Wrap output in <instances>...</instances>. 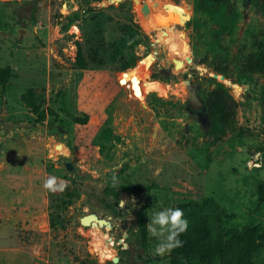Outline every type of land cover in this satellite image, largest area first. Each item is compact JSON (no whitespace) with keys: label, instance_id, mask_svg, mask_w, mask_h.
<instances>
[{"label":"rangeland","instance_id":"374dc122","mask_svg":"<svg viewBox=\"0 0 264 264\" xmlns=\"http://www.w3.org/2000/svg\"><path fill=\"white\" fill-rule=\"evenodd\" d=\"M231 1L238 18L220 51L241 61L264 46V5ZM199 23H207L200 33ZM212 28L194 0H0V68L13 74L0 88V264H171V253L153 254L154 237L140 238V216L148 223L153 211L205 198L233 216L229 230L264 227V75L226 78L240 91L215 79L202 63L215 59ZM173 44L191 49L176 71L166 65ZM147 54L156 62L142 78ZM209 79L239 103L234 129L219 140L207 133V112L193 108ZM29 89L42 95L41 116L22 102ZM86 115L87 124L76 122ZM49 176L63 188H44ZM93 213L112 227L83 226ZM254 262L264 264V247Z\"/></svg>","mask_w":264,"mask_h":264},{"label":"trees","instance_id":"16d2710c","mask_svg":"<svg viewBox=\"0 0 264 264\" xmlns=\"http://www.w3.org/2000/svg\"><path fill=\"white\" fill-rule=\"evenodd\" d=\"M264 2V0H262ZM196 11L213 24L212 39L209 42V52L215 55L212 62L202 63L212 67L217 74L224 75L235 83H242L254 74L264 75V46L256 53H250L241 61L238 58L225 56L220 49L225 36L230 34L237 21V10L231 0H194ZM207 23H199L196 31L200 33ZM128 33L133 29L126 27ZM140 37L141 33L136 32ZM78 69L88 67L81 43H77ZM238 69V75L232 73ZM9 68H0V88L5 89L11 78ZM212 88L204 89L201 97L205 103L207 117L210 121L208 134L217 140L234 129L239 103L235 100L230 89L213 79H209ZM23 104L34 115L41 116L42 95L29 89L22 96ZM77 123L85 125L89 121L88 115L75 119ZM123 191L139 192L141 189L123 187ZM258 207L264 204V183L257 188ZM183 209L189 221L186 233L182 234L183 247L172 250L171 264H255V255L264 247V227L258 225L245 230L227 229L225 221L233 218L212 198H205L200 203H183L178 205ZM146 216H140V238L146 240Z\"/></svg>","mask_w":264,"mask_h":264},{"label":"clouds","instance_id":"9594fccd","mask_svg":"<svg viewBox=\"0 0 264 264\" xmlns=\"http://www.w3.org/2000/svg\"><path fill=\"white\" fill-rule=\"evenodd\" d=\"M43 186L52 191L63 188L62 183L57 184L55 176H49ZM127 203L128 201L123 199L119 201L121 208H124ZM188 227L189 221L180 207H163L153 211L146 224L148 234L156 241L153 254L163 257L170 254L172 250L183 247L184 241L181 237L187 232Z\"/></svg>","mask_w":264,"mask_h":264},{"label":"bare ground","instance_id":"6f19581e","mask_svg":"<svg viewBox=\"0 0 264 264\" xmlns=\"http://www.w3.org/2000/svg\"><path fill=\"white\" fill-rule=\"evenodd\" d=\"M163 36L166 39V34L165 35L162 34V37ZM170 49L173 52V57L171 58L172 62L171 61L166 62V65L168 64L167 67L170 68V66L172 65V63H176L175 64V66H176L175 67V71H176L177 69L183 68L185 66V63H190L191 62V49H190V46L189 45L173 44V45H171V48ZM174 60H176V61H174ZM155 62H156L155 55L154 54H147L143 58V60H141L140 62H138V68H139L138 72H139V75H141L142 78H146L147 77L146 72L148 70H150V67ZM226 83L227 84H230L231 86H233L237 91H240V86L239 85L232 84L229 81H227Z\"/></svg>","mask_w":264,"mask_h":264},{"label":"water","instance_id":"95a60500","mask_svg":"<svg viewBox=\"0 0 264 264\" xmlns=\"http://www.w3.org/2000/svg\"><path fill=\"white\" fill-rule=\"evenodd\" d=\"M251 2H252V0H247V2L244 4V6L246 8H248L250 6ZM159 69L161 71H164L165 70V68H163V67H160ZM212 76L215 79L220 80L221 82H227L228 81L224 75H219L217 73H213ZM193 108H194V110H198V111H206L205 103L202 100H196L195 103L193 104ZM186 130H187V128H186ZM63 146L64 145H59L58 146V149H61ZM65 154L70 159H74V155L71 152V149L70 148L65 147ZM65 167L71 173V175L74 174V170H73L74 168H73V165L71 163H66ZM93 222H96L101 228H105L106 226L112 227L111 221L106 220V219H103V218H100L96 213L89 214L87 216H84L81 219V223L85 227L90 226ZM119 262H120V258L119 257H114L113 258V263H119Z\"/></svg>","mask_w":264,"mask_h":264},{"label":"crops","instance_id":"0c3cea01","mask_svg":"<svg viewBox=\"0 0 264 264\" xmlns=\"http://www.w3.org/2000/svg\"><path fill=\"white\" fill-rule=\"evenodd\" d=\"M12 250H13V252L14 253H19L20 255H16V257H25L26 256V258H27V255H26V253H24V251H22V250H20L19 248H11V252H12ZM17 261V260H16ZM15 264H27L26 262L24 263L22 260H21V262H16ZM28 264H31V263H29V261H28Z\"/></svg>","mask_w":264,"mask_h":264},{"label":"flooded vegetation","instance_id":"af4514ba","mask_svg":"<svg viewBox=\"0 0 264 264\" xmlns=\"http://www.w3.org/2000/svg\"><path fill=\"white\" fill-rule=\"evenodd\" d=\"M164 1H165V0H164ZM253 1H254V0H252L251 4L253 3ZM246 2H247V0L244 2V4H245ZM157 3H158V2H157ZM262 3H263V5H264V2H263V1H262ZM158 4H160V2H159ZM244 4H243V6H244ZM251 4H250V6H251ZM163 5H165L164 2H163ZM250 6H249V7H250ZM175 7H176V6H175ZM175 7H174V9H175ZM249 7H248V8H249ZM244 8H246V7L244 6ZM167 9L169 10L168 13L173 14L174 9H173L172 7H171V8L168 7ZM176 9H177V8H176ZM178 11H180V9H179ZM150 16H152V14H151ZM182 16H183V15H182Z\"/></svg>","mask_w":264,"mask_h":264}]
</instances>
